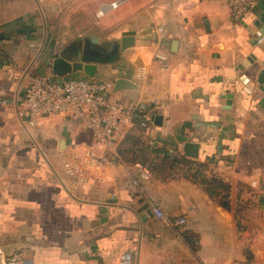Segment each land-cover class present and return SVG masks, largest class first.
Instances as JSON below:
<instances>
[{
	"label": "crops",
	"instance_id": "crops-1",
	"mask_svg": "<svg viewBox=\"0 0 264 264\" xmlns=\"http://www.w3.org/2000/svg\"><path fill=\"white\" fill-rule=\"evenodd\" d=\"M256 1L237 23L228 0H0V264L16 255L30 264H122L127 255L130 264H264V0ZM83 12L95 15L81 21ZM126 36L135 45L98 65L95 79L130 81L118 98L156 103L159 142L204 165L202 177L127 160L92 168L84 123L24 119L30 77L50 54L73 62L89 43L106 55ZM188 142L199 144L198 158L184 154ZM141 169L149 178L135 185Z\"/></svg>",
	"mask_w": 264,
	"mask_h": 264
},
{
	"label": "built area",
	"instance_id": "built-area-1",
	"mask_svg": "<svg viewBox=\"0 0 264 264\" xmlns=\"http://www.w3.org/2000/svg\"><path fill=\"white\" fill-rule=\"evenodd\" d=\"M117 3L113 4L116 7ZM231 17L234 22L243 21L256 7V0H228ZM163 32V29H160ZM264 38L258 39L263 43ZM162 69L169 67V57L161 52L154 55ZM30 83L26 89L22 115L26 122L34 126L39 119L50 116H66L84 123L85 129L91 135L92 142L85 147V163L92 167H118L126 161L121 154V145L127 133L135 127L141 128L149 139L153 148H158L161 143L158 140L155 123L156 103L140 101H124L118 98L114 92V83L101 81L90 77L74 75L56 76L52 70L42 73H34L30 77ZM6 103V101H3ZM106 151L98 155L96 151ZM172 154H174L172 152ZM73 157L77 158L76 155ZM68 171L81 174L78 164H68ZM148 171L141 169L140 178L134 180L135 185L140 184V179H148ZM254 187H259L257 182ZM264 196V187H261ZM153 213L160 219H165L163 210L154 205ZM187 223L185 218L173 221L176 227H182ZM131 257L127 255L122 264H130ZM11 264H30L19 255L12 257Z\"/></svg>",
	"mask_w": 264,
	"mask_h": 264
},
{
	"label": "trees",
	"instance_id": "trees-1",
	"mask_svg": "<svg viewBox=\"0 0 264 264\" xmlns=\"http://www.w3.org/2000/svg\"><path fill=\"white\" fill-rule=\"evenodd\" d=\"M177 151L176 148L167 144H161L158 148L151 147L149 139L144 135L138 123L127 133L121 145V154L125 160L139 163L150 171L167 172V170H176L178 167L177 170L183 172L194 167L197 169V176L202 177L201 171L204 169V165L190 161ZM203 182L213 188L219 185V181L216 179L211 181L203 179Z\"/></svg>",
	"mask_w": 264,
	"mask_h": 264
},
{
	"label": "water",
	"instance_id": "water-1",
	"mask_svg": "<svg viewBox=\"0 0 264 264\" xmlns=\"http://www.w3.org/2000/svg\"><path fill=\"white\" fill-rule=\"evenodd\" d=\"M262 35L264 34L259 33V37L257 38L260 39ZM134 45V37L126 36L121 40V43L114 44L108 54L103 55L102 52L93 49L91 44L88 43L84 51H81L78 54L77 59L73 62L65 59L64 57H56L52 62L51 70L54 75L60 77L83 72L88 77L95 78L98 65H111L118 63L120 61L121 52L126 51ZM248 61L250 62L251 59H249ZM131 87H133V84L130 81L119 79L116 81L114 92L116 93L117 91ZM160 120L161 118L155 117V123L157 124V126L161 125ZM198 152L199 144L191 142L185 144L184 154L187 157L196 159L199 156Z\"/></svg>",
	"mask_w": 264,
	"mask_h": 264
},
{
	"label": "rangeland",
	"instance_id": "rangeland-1",
	"mask_svg": "<svg viewBox=\"0 0 264 264\" xmlns=\"http://www.w3.org/2000/svg\"><path fill=\"white\" fill-rule=\"evenodd\" d=\"M82 15H81V17H80V19L79 20H85V19H88V20H92L93 19V17H94V15H95V13H90V12H83V13H81ZM93 14V15H92ZM97 14H99L100 15V12H98ZM95 21H100V19L97 17L96 19L94 18V22ZM83 22H85V21H83ZM85 24V23H84ZM86 25V24H85ZM93 28V27H92ZM95 30L97 31V29L95 28ZM56 38V37H55ZM62 44V48H65V47H68L69 46V41L67 40L66 42H64V43H61ZM53 55L52 54H50L49 55V59L47 60V62H46V64H47V66L45 67V71H50L51 70V67H52V61H53Z\"/></svg>",
	"mask_w": 264,
	"mask_h": 264
},
{
	"label": "flooded vegetation",
	"instance_id": "flooded-vegetation-1",
	"mask_svg": "<svg viewBox=\"0 0 264 264\" xmlns=\"http://www.w3.org/2000/svg\"><path fill=\"white\" fill-rule=\"evenodd\" d=\"M94 46V45H93ZM97 47V46H96ZM95 46H94V48H96ZM98 51H100V52H102V50H101V47H97L96 48Z\"/></svg>",
	"mask_w": 264,
	"mask_h": 264
}]
</instances>
